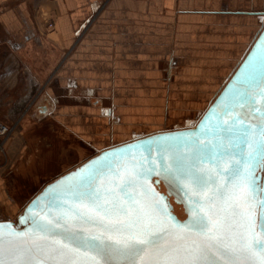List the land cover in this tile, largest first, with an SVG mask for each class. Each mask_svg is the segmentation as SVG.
Listing matches in <instances>:
<instances>
[{"label": "snow or ice", "instance_id": "1", "mask_svg": "<svg viewBox=\"0 0 264 264\" xmlns=\"http://www.w3.org/2000/svg\"><path fill=\"white\" fill-rule=\"evenodd\" d=\"M257 94L264 105V56L251 65L221 113L205 118L201 132L211 131L217 116ZM260 111L264 113V107ZM227 131L226 142L219 138L207 144L189 132L196 137L190 147L186 141L151 138L125 145L120 156L132 150L149 155L121 162L116 168L112 159L99 160L81 172L72 185L53 191L55 200L86 202L92 214L76 211L54 219L30 216V233L46 243L32 240L24 247L14 243L23 233H5L0 227V264H264V185L255 175L258 168H264V121L258 129L229 125ZM181 146L189 150L181 151ZM208 158L215 169L203 167ZM106 173L114 182L119 181L116 188L123 198L115 188L97 183ZM152 173L184 191L185 222L171 223L175 217L166 211L167 205H145L128 194L126 190L138 179ZM37 206L34 202L28 211ZM79 219L101 231L87 234L86 230H75L70 225ZM164 219L169 223L158 226ZM188 234L193 238L188 240ZM169 236L174 241L165 239ZM82 249L90 254L86 261L76 259Z\"/></svg>", "mask_w": 264, "mask_h": 264}, {"label": "crops", "instance_id": "2", "mask_svg": "<svg viewBox=\"0 0 264 264\" xmlns=\"http://www.w3.org/2000/svg\"><path fill=\"white\" fill-rule=\"evenodd\" d=\"M246 2L0 0V121L15 127L19 122L23 127L20 133L13 131L6 152L0 155V213L17 211L13 168L33 165V160L34 164L40 159L60 160L57 142L62 128L70 143L73 118L77 113L89 115L92 109L88 89L98 86L95 95L109 94L102 87L108 84L110 70L116 71L118 81L125 67L134 66L151 47L152 22L163 28L167 21L180 23L179 30L187 31L189 21H205L204 16L235 21L244 16ZM220 85L218 91L224 84ZM77 97L82 99L79 103Z\"/></svg>", "mask_w": 264, "mask_h": 264}, {"label": "rangeland", "instance_id": "3", "mask_svg": "<svg viewBox=\"0 0 264 264\" xmlns=\"http://www.w3.org/2000/svg\"><path fill=\"white\" fill-rule=\"evenodd\" d=\"M242 8L253 11L264 9V0H247ZM209 18L204 16L202 19L205 21H189L187 31L179 30L180 23L167 21L166 28H163L157 27L161 23L152 22V44L150 48L145 46L140 60H136L130 68L126 66L118 81L114 80L116 71L110 70L108 84L102 88L109 93L110 101L119 106L126 118H130L125 124L138 129L158 130L172 127L180 119L195 115L203 105L207 109L219 92L220 84H224L229 77H226L228 70L247 43L253 41L256 36L254 31L261 28L258 19L246 16H238L239 20L235 21L223 17L218 20ZM144 40L148 45L149 38ZM148 51H152V55L147 54ZM92 115L91 110L86 116L82 113L75 115L73 120L76 122H72L75 132H71L70 143L65 139L68 135L65 128H62L57 142L62 152L60 160L53 157L49 163L40 159L35 161L36 164L33 160V165L13 166V185L18 191L14 199L18 208L14 207L17 211L0 213V219L17 222L25 204L51 181V177L74 168L92 153L89 141L103 145L106 139L112 142L123 138L122 132L111 127V121L108 133H104L105 129L99 128L98 119ZM62 121L65 122L64 119ZM8 124L13 126L14 123ZM22 128L18 122L13 131L20 133ZM12 133L7 138L0 136L4 139L0 155L6 152ZM172 203L174 211L184 218L183 207L173 200Z\"/></svg>", "mask_w": 264, "mask_h": 264}, {"label": "water", "instance_id": "4", "mask_svg": "<svg viewBox=\"0 0 264 264\" xmlns=\"http://www.w3.org/2000/svg\"><path fill=\"white\" fill-rule=\"evenodd\" d=\"M256 14L260 15L259 23L261 24V28L259 32L254 37L250 48L245 53L242 60L238 63L235 70L224 82L223 87H221L215 99L211 102L197 123L188 128L172 131H161L146 137L112 146L102 150L94 156L87 158L78 166L46 183V185L25 204L22 212L18 216L17 222L14 220L0 219V227H2V230L5 233L9 231L23 233L24 235L17 236L14 240L15 244L22 247L27 246V244L32 240H35L37 243L44 244L46 243L45 241L38 240L30 233L29 230L32 226L31 219L29 218L30 216L36 215L38 217L54 219L58 214L68 213L71 216L74 215L76 211L91 215L92 213L89 211L90 206H88L86 202L77 203L73 200H67L65 203L63 198L55 200L53 191L59 190L64 186L72 185L79 178L81 172L91 167L99 160L105 158L112 159L113 168H116L121 162L131 163L132 158L138 156L147 158L149 155L143 151L138 152L137 150H132L126 155L120 156V153L124 149L125 145L135 144L138 141H147L149 138H151L154 141H160L162 139L186 141L190 147L191 141L196 139V137L188 135L189 132H195L200 137V142L207 144L209 141L215 143L219 138H223V140L226 142L228 136L230 135V133L227 131L229 125L243 129H258L262 121H264V113L260 111L264 105H262L260 101L259 94L253 96L247 102L241 101V106L236 107L229 113L217 116L211 122L213 125H215L211 131L204 129L203 132H201V125L205 118L213 112L221 113L225 103L231 99L236 90L240 87L241 81H243L247 76L251 65L260 57L264 56V19H262L261 13ZM180 150L188 151L189 149L181 146ZM151 155L154 156L155 153L153 152ZM208 156L211 157L212 153L209 152ZM143 166L147 167L148 163L145 162ZM203 167L205 169H215L216 165L211 158H208L204 161ZM255 175L259 178V183L264 185V168H258ZM97 183L103 184L105 187L115 188L117 194L123 198L124 194L120 193L119 189L116 188V184H118L119 181L117 180L114 182L112 175L106 173L101 180L97 181ZM162 186L164 187V190L161 189ZM126 191L128 194L133 195L134 198L140 200L145 205H151L154 202H159L161 205H167L168 207L166 211L172 217H175V221H172L171 223H183L188 219L185 203L187 198L185 197L184 191L180 190L174 183H172L170 180H166L163 176L152 173L147 177L138 179L135 183V186L128 188ZM41 197L45 198L41 199ZM172 200L176 204L183 207L184 213L186 214L184 218H181L174 211V204L172 203ZM34 202H38V206L29 212V206ZM57 204L61 205V207H57ZM167 223H169V221L164 219L161 222V225L158 226H162ZM70 226L74 227L77 231L86 230L87 234H99L101 231L99 228L93 227L90 223H87L85 219L74 221ZM192 238L193 237L190 234L187 235L188 240ZM165 239L169 240L170 242L174 241V237L171 236L165 237ZM88 255L90 254H85V250L82 249L81 254L77 255L76 259L79 261H86L88 259Z\"/></svg>", "mask_w": 264, "mask_h": 264}, {"label": "flooded vegetation", "instance_id": "5", "mask_svg": "<svg viewBox=\"0 0 264 264\" xmlns=\"http://www.w3.org/2000/svg\"><path fill=\"white\" fill-rule=\"evenodd\" d=\"M242 12H244V16H246V17H248L250 19L251 18H255V19H258V20H259L260 15L256 14V13H261L262 19H264V9H260V10H257V11L245 9V11H242ZM258 29H256L254 31L255 34H257L259 32ZM251 43L252 42H250L249 44H251ZM247 47H246V49H247ZM244 48H243V50H244ZM246 49L243 51L242 55H244V53L246 52ZM239 62H240V60L238 59L236 61L235 65H234L235 68L237 67ZM235 68H234V70H235ZM76 84H77L76 80H73L71 82V85H73V86H75ZM100 89L101 88L98 87V86H94V87L88 89V91L91 92L92 96H93L92 100H87V103L90 104V106L92 107V109H91V112H93L92 116H94L95 118L98 119L97 120V122H98L97 125L99 126V128H101V129L104 128L105 129L104 133H106V134L108 133L107 127H109V122L111 121L112 122L111 127L113 129L116 127L117 131L118 132L119 131L122 132L124 136H123V138H120V140L114 139L112 142L108 141V139H106L104 141L103 145L102 144L98 145V143L96 144V142L92 143L91 141H89L88 143H90V145H91L90 148L92 149V153H90L89 156H87L82 161H84L87 158H89L91 156H94L95 154L101 152L102 150H104L106 148H109V147H112V146H116V145H119V144H122V143H125V142H129V141H132V140H135V139L146 137V136H149V135L161 132V131H172V130H177V129L188 128V127L192 126L193 124L197 123V121L200 119V117L206 111L205 109L200 108V109H198V111H197V113L195 115L188 116V117L180 119V121L177 122L176 124H174V126H172V127H168V126L167 127H161L158 130L157 129H155V130H146L144 128L143 129H138V128L134 127V126L131 127L127 123L125 124V122L130 120V118H126L125 115L122 113V110L119 108V106L110 101V95L109 94L106 97H100L99 95L98 96L95 95V92H97V91L99 92ZM215 97H214V99H215ZM76 100L79 103L82 99H79L77 97ZM57 147H55V148H57ZM70 169H72V168H70ZM69 170H67V171H69ZM67 171H65V172H67ZM65 172L62 171V172L58 173L57 175L51 177L50 179L53 180L56 177L60 176L61 174L65 173ZM163 188L164 187L162 186L161 189L164 190Z\"/></svg>", "mask_w": 264, "mask_h": 264}, {"label": "built area", "instance_id": "6", "mask_svg": "<svg viewBox=\"0 0 264 264\" xmlns=\"http://www.w3.org/2000/svg\"><path fill=\"white\" fill-rule=\"evenodd\" d=\"M50 28H53L54 25L52 23L49 24ZM15 126H12L6 122L0 121V136H4V138H7L13 131ZM4 139H0V146L2 144V141Z\"/></svg>", "mask_w": 264, "mask_h": 264}, {"label": "bare ground", "instance_id": "7", "mask_svg": "<svg viewBox=\"0 0 264 264\" xmlns=\"http://www.w3.org/2000/svg\"><path fill=\"white\" fill-rule=\"evenodd\" d=\"M231 74H232V73H231ZM222 87H223V86H222ZM77 166H78V165H77ZM75 167H76V166H75ZM51 181H52V180H51ZM49 182H50V181H49ZM47 183H48V182H47ZM45 185H46V184H45ZM45 185H44V186H45ZM44 186H43V187H44ZM43 187H42V188H43Z\"/></svg>", "mask_w": 264, "mask_h": 264}, {"label": "trees", "instance_id": "8", "mask_svg": "<svg viewBox=\"0 0 264 264\" xmlns=\"http://www.w3.org/2000/svg\"><path fill=\"white\" fill-rule=\"evenodd\" d=\"M44 186V185H43Z\"/></svg>", "mask_w": 264, "mask_h": 264}]
</instances>
